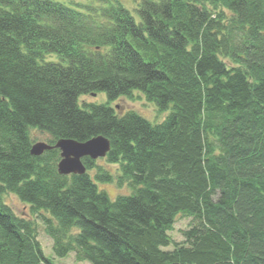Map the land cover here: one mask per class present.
<instances>
[{"label":"trees","instance_id":"1","mask_svg":"<svg viewBox=\"0 0 264 264\" xmlns=\"http://www.w3.org/2000/svg\"><path fill=\"white\" fill-rule=\"evenodd\" d=\"M134 91L165 119L119 115ZM31 129L50 144L107 137L118 174L90 157L60 174V150L31 154ZM96 181L131 194L112 200ZM7 194L58 257L264 264V0H140L137 16L121 0H0V264H55ZM179 214L192 218L182 242Z\"/></svg>","mask_w":264,"mask_h":264},{"label":"rangeland","instance_id":"2","mask_svg":"<svg viewBox=\"0 0 264 264\" xmlns=\"http://www.w3.org/2000/svg\"><path fill=\"white\" fill-rule=\"evenodd\" d=\"M60 1H63L72 6H77L82 10L84 9L89 10V9H94L96 7H100V5L104 0H60ZM121 1L126 8H128L135 16H137V10L140 7V0H121ZM106 100H107L106 95L104 93L96 94V95H91V94L84 95L81 96L80 98L81 104L103 103ZM112 105L115 107L119 115H122L128 110H135L140 115L147 118L151 123H160L168 115V112H160L157 106L154 103L149 102L145 98V96L139 91H134L132 98L122 97L116 100ZM31 136L34 142H39V141L49 142V140L52 139L48 133L42 132L38 129H31ZM96 165L102 166L103 168L110 170V172H112L114 175L118 174V166L107 163L106 159L96 160ZM95 172L96 169L90 171V174L94 176ZM96 183L98 184L99 189L101 191H106L112 200H114L119 195L131 194V191L128 189V187L118 188L117 185L114 183H99L97 181ZM5 202L8 203L18 215L35 219L37 223V238L41 243L44 254L47 258L51 259L55 264H91L88 261L77 262L74 253H71L66 257L56 256L53 250L52 239L46 234L44 230V225L40 221V219H38L36 215H33L31 213L30 206L21 202L13 194H7L5 196ZM191 223H192L191 217L185 216L183 214H179L176 218L174 228L170 232L171 237L176 242L184 241L183 232L190 228ZM168 249H173V247L171 246Z\"/></svg>","mask_w":264,"mask_h":264},{"label":"water","instance_id":"3","mask_svg":"<svg viewBox=\"0 0 264 264\" xmlns=\"http://www.w3.org/2000/svg\"><path fill=\"white\" fill-rule=\"evenodd\" d=\"M51 148L61 150L58 169L60 174H84L87 168L83 163V158L90 157L91 159H96L100 156H106L111 149V142L103 135L93 137L85 142L61 138L57 140L54 146L47 142H35L32 146L31 153L39 156Z\"/></svg>","mask_w":264,"mask_h":264},{"label":"bare ground","instance_id":"4","mask_svg":"<svg viewBox=\"0 0 264 264\" xmlns=\"http://www.w3.org/2000/svg\"><path fill=\"white\" fill-rule=\"evenodd\" d=\"M39 142H43V141H39ZM57 142V141H56ZM80 142V141H79ZM82 142H85V141H82ZM35 143V142H34ZM33 143V144H34ZM48 144H50L49 142H47ZM50 145H52V146H54L55 144H50ZM33 146V145H32ZM31 149H32V147H31ZM52 149H57V148H51L50 150H52ZM59 150V149H58ZM46 151H48V150H46ZM46 151H44L41 155H39V156H42ZM32 154V153H31ZM60 154H61V150H60ZM33 155V154H32ZM34 156H37V155H34ZM106 158V156H100V157H98V158H96V159H93V160H98V159H105ZM57 169H59V162H58V165H57ZM58 172H59V170H58ZM71 175V174H70ZM82 262V261H81ZM89 262V261H88Z\"/></svg>","mask_w":264,"mask_h":264}]
</instances>
